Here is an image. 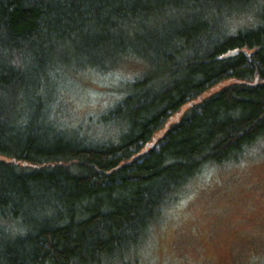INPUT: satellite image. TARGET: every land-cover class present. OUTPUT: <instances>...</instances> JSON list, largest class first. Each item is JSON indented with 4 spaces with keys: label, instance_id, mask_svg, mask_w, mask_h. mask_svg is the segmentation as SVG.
Returning <instances> with one entry per match:
<instances>
[{
    "label": "trees",
    "instance_id": "1",
    "mask_svg": "<svg viewBox=\"0 0 264 264\" xmlns=\"http://www.w3.org/2000/svg\"><path fill=\"white\" fill-rule=\"evenodd\" d=\"M87 75L115 95L74 122ZM261 139L264 0H0V264L128 263Z\"/></svg>",
    "mask_w": 264,
    "mask_h": 264
},
{
    "label": "rangeland",
    "instance_id": "2",
    "mask_svg": "<svg viewBox=\"0 0 264 264\" xmlns=\"http://www.w3.org/2000/svg\"><path fill=\"white\" fill-rule=\"evenodd\" d=\"M123 73L132 76L133 69ZM110 82L87 75L65 89L67 115L81 122L97 114L98 121L115 95L117 82ZM231 82L224 81L209 92ZM188 187L166 209L137 255L120 264H264V139L240 161L210 166Z\"/></svg>",
    "mask_w": 264,
    "mask_h": 264
}]
</instances>
